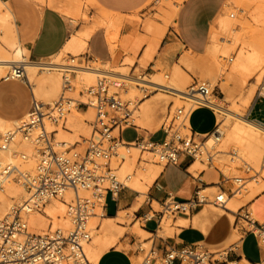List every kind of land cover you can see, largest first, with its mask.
I'll return each instance as SVG.
<instances>
[{"label":"built area","instance_id":"built-area-1","mask_svg":"<svg viewBox=\"0 0 264 264\" xmlns=\"http://www.w3.org/2000/svg\"><path fill=\"white\" fill-rule=\"evenodd\" d=\"M75 60L74 56L66 65L62 91L53 103H43L34 95L29 118L21 121L16 128L0 134V150L7 148L21 134L33 141L39 157L36 175L28 180L29 200L23 205H13L7 215L0 217V264H95L86 252V244L92 239L90 218L97 216L99 210L103 211L101 216H105L107 195L116 198L121 190L129 187L120 178L118 169L133 146L139 147L142 152H153L156 162L164 166L181 165L185 159L191 162L199 159L213 166L218 151H215L216 146L205 148L204 142L210 135L219 138L218 125L201 138L189 123L190 115L197 107L206 106L214 110L209 104V96L215 93V87L212 88L209 81L194 80L188 86L189 104L170 111L162 124L164 137L161 141L147 138L125 141L121 132L131 125L128 122L131 112L148 94L134 103L125 101L121 90L127 88L130 79L102 75L96 85L81 90L86 100L72 96L69 93L76 87L73 82L76 72L72 69ZM233 60L234 57L229 59L230 62ZM3 79L29 82L25 61L14 63ZM145 87H142L144 91ZM255 99H264V78ZM74 104L79 108L92 106L95 111L91 121L92 133L83 149L78 147L79 143L69 145L57 141L56 132L46 129L47 121L55 124L63 122ZM141 160L139 158V162ZM143 160L148 161L146 158ZM130 178L131 175L126 177ZM235 180L242 182L246 178L236 177ZM206 186H198L187 200L169 194L161 203L158 202L162 209L157 210L151 205L152 211L145 214V220H155L157 216L158 229L166 215H192L209 202L226 207L228 191H207ZM69 191L74 193L68 206L71 225L68 228L51 226L43 232L30 230L24 212L27 204L30 205L27 212L41 209L48 200L65 198ZM231 193L234 194V190ZM239 216L252 225L247 233L255 235L263 254L260 261L247 264H264V223L253 219L249 209ZM138 250L144 254L139 264H153L155 260L161 264H174L175 261L177 264H245L243 255L231 256L234 249L211 250L204 241L180 247L168 245L162 251L153 240L149 249L139 246Z\"/></svg>","mask_w":264,"mask_h":264},{"label":"bare ground","instance_id":"bare-ground-1","mask_svg":"<svg viewBox=\"0 0 264 264\" xmlns=\"http://www.w3.org/2000/svg\"><path fill=\"white\" fill-rule=\"evenodd\" d=\"M182 1L183 0H177V2L174 3V6L173 3L170 6L172 12L169 11L171 12V15L169 17L171 19H174L178 11L179 5ZM58 2H59V9L65 15H67L72 20L73 23H76L77 19L81 15L82 16L84 15L85 19H89V22L85 23L83 27H81L80 29L74 30L71 33V37L65 48L55 56L57 58L65 52L69 53L71 51L73 52L82 51L87 45H89V39L91 38L92 34L101 25H103L104 23L107 24L108 22L107 20L109 18H110V23L108 22L107 25L110 24L109 27L110 28L113 27L111 30L114 33V36L118 34L119 32L118 30L120 29V24L122 25L124 22V16L122 14L111 12L99 6L95 0H91L90 2H92L93 4H95V6H97V8H99L100 10L99 13L101 12L106 16H108L106 17L107 20L105 19V15H102L101 17V15L95 16L93 14V16H95V19L93 16H92L93 18L88 16L83 11V6H82L83 3H81L83 2L82 0L81 1L58 0ZM167 13H166V17H167ZM254 14H255L254 15L255 20L261 25H264V3L257 5ZM220 19L223 20L224 16L222 15L218 20ZM148 29L151 30L155 34V36L149 40L148 46L145 49V52L142 56L145 62L151 60L154 57V55L158 51V48L164 36L163 30L158 29V27L155 26V24L149 25ZM0 31H5L2 40L0 39V78L2 76V72L4 71V69L8 67L10 68L14 63L25 61V66L28 68V70L27 69L26 70L29 78H34V79L38 78L39 77L37 76L38 70H40L42 74L43 73L51 74L50 76H44L38 78L39 82L37 83L38 86L36 87L37 88L36 97L37 98L38 96L41 97L42 98L41 101L43 103H53L54 102L53 99L51 102L49 101L45 102L43 101L44 100L43 97H45L46 94H50L53 91H54L53 94L56 95L59 92L60 88L62 91L63 72L66 65L70 63L67 64L61 62L60 60H55V59L31 61L30 59L26 58L25 48L23 46L17 45L18 36L13 21V14L8 4L2 0H0ZM134 32L136 34L139 33L138 31L136 32L135 28H134ZM110 33L108 34V36L112 35ZM111 42H113V40H111ZM212 43H213V34H212ZM112 44L115 45L116 43H111L109 45L111 46ZM249 46L251 47L249 48L248 52L247 53L242 52L240 54V57L238 58V63L240 64V68L243 69L245 73L244 74L245 79L249 75L255 74L264 65V33L261 32L258 35H256V38H254V41L251 44H249ZM112 47L114 49V47L116 46H112ZM95 62L97 61L95 60ZM183 62L190 66H194L196 64V61L190 56H185L183 58ZM74 64L75 66L72 68L76 72L73 79V82L76 86L74 92L76 91L78 85H80L82 88L79 90V95H80L79 98H82L83 100H86V97L85 95L80 93L81 90H86L88 87L96 85L98 82V78L102 75H113L116 77L130 79L128 86L130 85L132 87L131 89L133 90L135 88L141 90L143 86H154L155 89H166L176 94V96L183 97L188 100L190 97L188 94H186L187 92L186 87L188 85L189 80L187 76L180 70L176 71L172 79V82L169 84L160 81L158 77L152 79V78H147L143 75L132 76L131 73L122 69L108 70L106 67H101V66L79 65L76 63ZM102 65L104 66V64ZM167 77H169V75H167ZM233 79H234V75L228 76V78L223 82L224 86L228 88L229 80H233ZM211 85L213 88L216 84L211 82ZM124 91H126V89ZM160 94L163 93L158 92L152 97H162ZM47 98L51 99L52 97H47ZM145 100L139 103L138 106L134 108V110H136L138 116H140L139 120L144 122L147 121V123L153 124V122L157 121V119L153 114V108L148 107L147 100L146 101ZM127 101L134 103L133 99ZM209 104L211 105V107H213L217 112H219L222 115V118L218 120L219 138L216 139L214 135H210L209 137H207V139L204 142L205 148H210L214 146L218 147L219 154L216 156V158H214V161H217L215 166L217 168H222V169L233 168L236 172L239 170L240 166H245L247 169H250L254 172L252 174L253 178L251 180L250 178H248L247 180L240 182V185L238 186L233 196H230L229 194L227 195L228 199H227L226 207L216 206L215 204L210 202L206 203L207 205L205 207L206 212L212 214V216L216 220L221 222L226 220L232 221L235 216L234 213L238 212V215L245 214V209H242L243 208L242 206L251 202L257 195H259L264 191V163H263L264 124L249 119L247 117L248 111L243 112L238 107L235 106L233 107L225 106L224 99L220 101L213 94L209 96ZM251 105L252 104H250V107ZM132 112L128 118L129 124H131L130 119L132 118ZM79 114L88 116L89 120H94L95 111L92 106H89L88 108H86L84 113H81V111H79V107L77 106V104H74L71 107V109L68 111L66 118L63 122L59 124H55L53 122L47 121L46 129L48 131L56 132L57 141L66 142L67 144L68 141H70L72 142V144L69 145H74L76 144V142L74 141V137L72 136L70 130L80 126ZM28 118H29V113L25 117L15 121H9L0 118V130L6 129L4 131L6 132L8 130L14 129V128H9V129L7 128L12 126H15L16 128L21 123V121ZM154 128L157 129V126H155ZM58 136H64L68 139V141L65 139H58ZM132 150L130 154H125V159L119 165L118 174L120 178L124 180L125 183L130 188L137 190L141 194H145L147 193V190L150 188V186L160 176L164 167H162L161 164L156 163L153 165H149V167H143L142 170L137 169L134 165V154L135 152L140 150V148L137 146H133ZM145 152L153 153L151 151H145ZM38 161H39V157L35 144L33 143L32 140L25 138L21 134H18L7 148L0 150V217H4L5 215H7L10 212L13 205L16 204L23 205L26 204L25 202L29 200L31 192L28 188V180L36 175ZM205 168L206 167H204V163L202 164V162L198 159L191 166V168H189V170L192 171L193 174H196L197 176V174ZM239 171L237 173L241 175L239 176L235 172L238 176L237 175L232 176L234 179H236V177H242L243 175L245 176V172H243L244 173L243 174L242 172L240 173ZM128 175H131L130 179H126ZM225 175L228 176L227 174ZM247 176L245 178H247ZM73 196H74L73 191H69L66 194L65 198H60V197L52 198L48 200L41 209H32L29 212L27 211L30 205L27 204V206L24 208V212L26 214L25 217L28 220L30 230L34 232H42V230H45L51 227L52 225L53 227L55 225L56 226L59 225L62 228H68L71 225V221L68 216V206ZM212 206L214 207V209L210 208ZM215 210L219 212L216 213ZM98 213L99 214L97 216H92L90 218L92 239L90 240V242L86 244L87 255L90 258V260L95 264H98L99 258L104 252L108 251L113 247L118 248L119 247L118 242L121 241V240L117 241L119 238L115 230V223H114L115 217L101 216V214H103L102 210L98 211ZM251 217L255 220H258L252 212H251ZM262 223H264V221ZM163 232H164L163 230L162 232L160 231L158 235L161 234L160 236H162ZM241 240H242V236L236 234L230 242V248L232 244L239 242ZM143 242H144L143 244L145 245L148 244V242H146V239H144ZM244 261L249 262L247 259H245V257H244ZM36 264H41V263H36Z\"/></svg>","mask_w":264,"mask_h":264},{"label":"crops","instance_id":"crops-1","mask_svg":"<svg viewBox=\"0 0 264 264\" xmlns=\"http://www.w3.org/2000/svg\"><path fill=\"white\" fill-rule=\"evenodd\" d=\"M8 4L12 14L17 36L24 43L25 54L30 56L31 61L48 60L59 54L67 45L71 33L78 28L77 23L65 15L58 7V0H2ZM96 3L114 13L124 16V22L119 34L118 52H128L131 55L143 56L148 46L150 36L142 29L139 33L134 32V25L127 22V16L132 15L138 8L142 7L149 0H95ZM229 0H183L178 11L171 21L166 24L162 19L155 21L166 26V34L163 38L154 60H159L162 64L172 65L177 58L188 50L190 53L204 54L209 50L212 43L213 27L224 13L228 6ZM46 2L47 5H42ZM42 6V7H41ZM15 9V10H14ZM16 11V12H15ZM93 12H95L93 10ZM17 13V15H16ZM18 16V25H17ZM132 26V27H131ZM211 40V42H210ZM104 28H98L89 39L90 51L88 54H80V58L99 57L103 61H112V54ZM71 53V52H69ZM236 85H234L235 88ZM239 87V86H237ZM36 90L30 82L23 80H0V118L9 121L19 120L25 117L31 110ZM48 95V94H47ZM46 97V95H45ZM146 101V100H145ZM148 107L153 108V114L158 119V114L165 110L166 100L163 97H151L147 99ZM247 117L264 124V99H254ZM199 119L201 128L195 130V119ZM146 119V117H145ZM189 123L191 127L200 135L208 134L218 125V118L215 110L206 106H199L190 115ZM128 129H133L135 136L127 139L123 136ZM125 141H134L137 138H147L154 141H161L156 136L163 135L164 131L161 127L156 132H148L140 130L138 127L128 125L122 132ZM163 139V138H162ZM195 162L185 159L181 165L168 164L165 165L160 176L150 186L148 192V201L140 202V192L130 187H126L118 193L116 198L107 195L106 198V215L116 217L122 210L135 209V215L139 220H144L142 230L149 233L153 238L154 245L160 250H165L166 246L180 247L186 243L197 241H209L213 244L221 243L229 234L230 229L226 221L216 222L210 213L206 212L205 205L199 211L192 215H180L175 222L185 221V224H177V230L173 236L158 237L160 231H164V227L157 229V216L155 220H145V214L152 211L151 205L154 202L161 203L169 194L176 196L180 200L189 199L198 186L207 185V190L215 191L214 188L230 191V185L225 182L226 175L216 166H208L200 171L197 176L189 170ZM203 164V162H202ZM261 194V193H260ZM145 195V194H144ZM258 196V195H257ZM255 197L251 201L250 211L260 221H264V214L259 215L257 212V203L264 202V197ZM110 200L114 203V207L110 209ZM155 207V206H154ZM151 224H154L153 227ZM156 230L159 232L156 233ZM250 233H245L243 239L232 244L231 256L243 255L249 262H258L259 260H251L245 252L246 240ZM158 235V236H157ZM163 235V234H162ZM151 236L146 238L149 243ZM230 238V237H229ZM228 238V240H229ZM133 241V238H131ZM140 252V251H139ZM136 253V256L138 253ZM98 264H134L129 254L124 249L113 247L104 252L99 258ZM153 264H161L159 260H155ZM177 264V261L174 262Z\"/></svg>","mask_w":264,"mask_h":264},{"label":"rangeland","instance_id":"rangeland-1","mask_svg":"<svg viewBox=\"0 0 264 264\" xmlns=\"http://www.w3.org/2000/svg\"><path fill=\"white\" fill-rule=\"evenodd\" d=\"M75 1V0H73ZM81 1V0H80ZM83 2V11L90 16L91 18L95 16H100L105 15L103 13H99V8L95 6L91 0H82ZM258 1V2H256ZM263 1V2H261ZM166 2V3H165ZM177 2V0H149L146 4H144L142 7L138 8L132 15L127 16L126 21L133 24L136 29V32H139V29H142L145 31L147 34L151 35L150 39H152L155 34L148 29L149 25L155 24V26L158 27V29L163 30V38L165 37L166 34V26H162L158 24L155 20L156 19H162L165 21L166 24L171 23L173 19H171L169 16L171 15V8L170 6L173 3ZM228 6L224 10L223 16L224 19L216 20L217 22L215 23V27H213V43L212 46L209 48V50H206L204 54H195V53H190L188 50H183L182 55L180 58L176 59V62L172 65H165L162 64L159 60H154V57L149 60V61H144L142 56L139 58L138 55H131L128 52H118L116 49L118 47L119 43V34L120 30L122 28V25L120 24V29L118 30V34L114 36V33L112 32V28H110V18L107 20L105 15V19L108 21L107 24L104 23L103 25L100 26V28H104L107 31V36L109 35L108 40L111 43H116L115 45H111L110 51L113 57L112 61H103L99 57L93 58L92 60H89V58L84 57L83 59L80 58V54H88L90 51L89 45H87L82 51L80 52H73L71 53H63L60 55L58 58L57 57H52L48 60H60L61 62L64 63H71L72 57L75 56L76 60L75 63L79 65H92V66H101V67H106L108 70L110 69H116V70H126L131 75L133 76H139L143 75L147 78H159L160 81L165 82V83H171L172 79L174 77V74L176 73L177 70L182 71L188 78L189 82L186 87L194 82V80H207L210 83L216 84L215 87V95L218 100H223L224 99V105L227 107H238L241 111L247 112L250 109V104L254 101V99L257 96V91L260 82L264 78V65L261 67L260 70H258L255 74L249 75L246 79L244 77V71L243 69L240 68V64L238 63V58L240 57V54L242 52L247 53L249 48V44H251L254 41V38H256V35L259 33H264V25H261L255 20L254 17V12L259 4H263L264 0H229L228 1ZM170 3V4H169ZM59 7V2L57 3ZM61 4V2H60ZM42 5H47L46 2H43ZM172 6V7H173ZM42 7V6H41ZM164 9V10H163ZM15 10V9H14ZM93 10L95 12H93ZM171 11V12H169ZM16 12V11H15ZM165 12V13H164ZM169 12V13H167ZM171 20H169L166 17ZM226 13V14H225ZM93 14L95 16H93ZM98 14V15H97ZM17 15V13H16ZM93 16V17H92ZM226 16V17H225ZM104 17V16H103ZM166 17V18H165ZM18 16H17V25H18ZM167 19V20H166ZM222 20V21H221ZM89 22V19H85V16L81 15L76 23L77 27L80 28L83 24ZM106 28H105V27ZM118 27V26H117ZM19 29V36L17 38V45L19 46H24L23 41L20 38V27L18 25ZM110 29V31H109ZM5 31H0V39L2 40V37L4 36ZM116 37V38H114ZM113 38V39H112ZM212 38V37H211ZM117 39V40H115ZM149 39V40H150ZM113 40V42H111ZM117 41V42H115ZM211 42V40H210ZM21 44V45H20ZM112 46H116L113 47ZM13 50V49H12ZM114 50V51H113ZM116 50V51H115ZM86 51V52H85ZM145 52V51H144ZM157 53V52H156ZM116 54V55H115ZM194 54V55H193ZM114 55V56H113ZM199 55V56H198ZM155 56V55H154ZM185 56H190L192 57L195 61L196 64L194 66L187 65L183 62V58ZM25 57L30 59V56L28 54H25ZM116 57V58H114ZM231 57H234V60L232 62L229 61ZM95 60L97 62H95ZM99 61V62H98ZM112 64H111V63ZM104 64V66L102 65ZM137 64V65H136ZM10 68L4 69L2 72V76L0 80L4 77V75L8 72ZM28 70V68L26 67ZM51 74L49 73H41L40 70L37 72V76L39 77H44V76H50ZM169 75V77H167ZM234 75L233 80H229L228 88L224 86L223 82L228 78V76ZM38 77V78H39ZM38 78H29V82L32 84L34 87V91L37 89L36 87L38 86L37 83L39 82ZM234 85L235 88H234ZM239 86V87H237ZM213 87V88H214ZM82 87L78 85L76 91L70 92L69 94L72 96H75L79 98V90ZM132 87L129 85L126 88V91L121 90V97L126 98L124 99L125 101L133 99V101H137L141 98L144 97L145 94H148V98H151L153 95H155L158 92H161L163 94H160L165 100H166V108L164 111L160 112L158 114V119L157 121L151 123H147V121H141L139 120L140 116H138V113L136 110H133L132 112V118L131 120V126L138 127L141 131L142 130H147L148 132H156L161 129L163 122L167 118L168 114L173 112L177 107L182 106V105H187L189 104V100L183 97L176 96V94L166 90V89H155L154 86H147L145 87L146 90L144 91L143 89H131ZM131 89V90H130ZM53 92L50 94H46V97H43V101L51 102L52 99L55 101L60 93H61V88L59 92L54 95ZM47 97H52L51 99ZM177 97V98H176ZM148 98H143V100H147ZM38 99H42L41 97L38 96ZM49 99V100H47ZM142 100V101H143ZM141 101V102H142ZM139 102V103H141ZM148 104L151 103L150 101L147 102ZM175 104V105H174ZM174 105V106H173ZM138 106V105H137ZM86 106H83L79 108V111L81 113H84L86 110ZM215 110V109H214ZM215 113L217 115L218 120L222 118V115L215 110ZM248 114V113H247ZM95 117V115H94ZM91 121L89 120L88 116L79 114V127L74 128L70 130L72 133V136L74 137V141L76 143H79V148L83 149L87 142V138L91 135L92 133V126H91ZM157 126V129L154 127ZM9 128H15V126L8 127ZM194 128L195 130H199L201 128V123L199 119H195L194 122ZM6 130V129H5ZM5 130H0V134L4 133ZM71 135V134H70ZM123 136L127 139H131L135 136V132L133 129H128L124 132ZM203 138V136H200ZM157 139L162 140L163 135H158L156 136ZM58 139H65L68 141V139L64 136H58ZM202 140V139H201ZM68 144H72V142L68 141ZM133 151V150H132ZM215 151H218V147H215ZM134 152V151H133ZM219 153L217 152L215 155H218ZM139 158L141 162L139 161ZM146 158L148 161L145 162L143 159ZM157 159L154 155V153H148V152H142V150H138L134 154V165L137 169L142 170L143 167H149V165L156 164ZM217 161H214L213 166ZM159 164V163H157ZM162 167H164L163 164H161ZM204 167H208L207 161L204 162ZM224 174H227L225 182H228L230 185V191H228V194L230 196H233L235 194V191L237 190L238 186L240 185V182L236 181L232 176L237 175L238 171L241 173L245 172V176L243 175L242 177H246V180L250 178L252 179V174L254 173L252 170H248L245 166H240L239 170L236 172L233 168H226L222 169L219 168ZM237 174H236V173ZM244 174V173H243ZM239 175V174H238ZM237 175V176H238ZM241 175V174H240ZM239 175V176H240ZM236 181V182H235ZM219 188H214V190H217ZM149 190V189H148ZM147 190V192H148ZM231 190H234V194L231 193ZM216 192V191H214ZM143 196H140V202L146 203L148 201V195L145 193L142 194ZM262 196L261 198L264 197V191L259 194L258 196ZM257 196V197H258ZM110 209L114 207V203L110 200ZM251 202L247 203L246 205L240 207L242 209H247L250 206ZM154 206L157 210L162 209L159 203L154 202ZM207 205L205 204V207ZM214 209V207H210ZM239 208V209H240ZM251 208V206H250ZM248 208V209H250ZM100 211V210H99ZM216 211V210H215ZM221 211V210H220ZM240 211V210H238ZM219 211H216L218 213ZM257 212L259 215L264 214V202L259 201L257 203ZM235 216L232 221H227L226 223L228 224V228L230 229L229 234L226 236V238L219 244H213L209 241H206L205 243L211 250H216V249H229L230 248V242L232 238L236 235L239 234L242 236V239L247 232L251 228V225L247 220H244L243 218H239L240 216L238 215V212L234 213ZM180 215L177 214L176 216L173 215H166L165 218L163 219L162 226L164 227V232H163V237H169L173 236L177 230V224H185V221H178L175 222V219L178 218ZM212 216V214H211ZM213 217V216H212ZM213 219L218 223L221 221L216 220L214 217ZM114 223H115V230L116 234H118V240H121L118 242V248L119 249H124L127 252H129L133 263L134 264H139L144 257V254L139 252L138 248L139 246L146 247L147 249L150 248L152 245V239L155 238V235H150L149 233H146L144 230H142L141 227H143L144 220H139L136 215H135V209H130V210H122L119 212V214L114 218ZM50 221V220H49ZM154 224H151L153 227ZM53 226V225H52ZM55 227H61V226H54ZM48 229V228H47ZM46 230V229H45ZM44 230H42L43 232ZM147 236H151L147 240L149 241L148 244H143L144 239H146ZM230 237V238H229ZM131 238H133V241H131ZM229 238V240H228ZM157 239V237H156ZM124 243H123V242ZM123 244H122V243ZM232 247V246H231ZM138 255L136 256V253ZM245 252L246 255L251 259V260H259L262 252L260 248L258 247L257 244V239L254 234L250 233L249 236L247 237L246 240V246H245ZM237 255L235 254V257ZM135 257V258H134ZM137 260V261H136ZM245 264H247V261H244Z\"/></svg>","mask_w":264,"mask_h":264}]
</instances>
